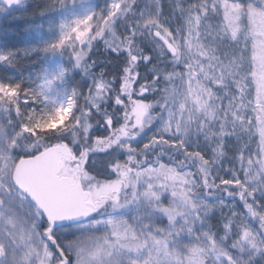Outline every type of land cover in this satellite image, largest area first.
<instances>
[{"label":"snow or ice","instance_id":"1","mask_svg":"<svg viewBox=\"0 0 264 264\" xmlns=\"http://www.w3.org/2000/svg\"><path fill=\"white\" fill-rule=\"evenodd\" d=\"M85 2L47 5L68 66L0 82V264H264V0Z\"/></svg>","mask_w":264,"mask_h":264},{"label":"rangeland","instance_id":"2","mask_svg":"<svg viewBox=\"0 0 264 264\" xmlns=\"http://www.w3.org/2000/svg\"><path fill=\"white\" fill-rule=\"evenodd\" d=\"M49 0H31L26 10L18 7L6 10L0 14V54H11L13 63H0V69L7 72L6 77L0 76V82L16 84L23 88H32L39 84L42 76L60 67L69 65L67 52L47 53L41 51L45 43L56 38L58 32L49 28L53 22H58L62 16L71 15L69 12L48 11ZM103 6V0H86L85 5L76 8V14H83L87 6ZM43 13V14H42ZM3 38L12 41L11 46L3 45ZM78 70L69 73L66 81L71 88L79 79ZM83 83V81H81ZM53 99L62 100L63 95L53 93Z\"/></svg>","mask_w":264,"mask_h":264},{"label":"trees","instance_id":"3","mask_svg":"<svg viewBox=\"0 0 264 264\" xmlns=\"http://www.w3.org/2000/svg\"><path fill=\"white\" fill-rule=\"evenodd\" d=\"M31 2V0H28L27 3ZM12 41L8 38H3V45L5 46H11ZM141 46L145 47V42L143 38H141ZM146 51H150V48L145 49ZM91 59L96 62V66L93 69L95 72H100L101 69H104V76L108 77L113 74H119L122 73L123 67H124V61L123 59H120L119 61L115 57L113 53L110 51H106L104 48V45L102 42H97L96 46L93 48L91 52ZM124 54L121 53V57H123ZM111 61V63L109 62ZM138 71L141 73L142 76L146 75V66H142L138 69ZM78 73V72H77ZM79 75V74H78ZM0 76L6 77L7 72L3 69H0ZM79 77V76H78ZM111 103V102H110Z\"/></svg>","mask_w":264,"mask_h":264},{"label":"water","instance_id":"4","mask_svg":"<svg viewBox=\"0 0 264 264\" xmlns=\"http://www.w3.org/2000/svg\"><path fill=\"white\" fill-rule=\"evenodd\" d=\"M14 7H16V6H14ZM14 7H13V8H14Z\"/></svg>","mask_w":264,"mask_h":264}]
</instances>
